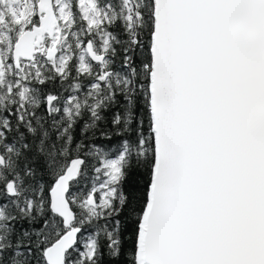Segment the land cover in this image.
<instances>
[{
  "label": "snow or ice",
  "instance_id": "6c2138e0",
  "mask_svg": "<svg viewBox=\"0 0 264 264\" xmlns=\"http://www.w3.org/2000/svg\"><path fill=\"white\" fill-rule=\"evenodd\" d=\"M0 264H264V0H0Z\"/></svg>",
  "mask_w": 264,
  "mask_h": 264
}]
</instances>
